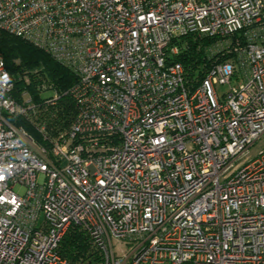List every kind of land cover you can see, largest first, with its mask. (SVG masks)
<instances>
[{"label": "built area", "instance_id": "2783aa9c", "mask_svg": "<svg viewBox=\"0 0 264 264\" xmlns=\"http://www.w3.org/2000/svg\"><path fill=\"white\" fill-rule=\"evenodd\" d=\"M0 31L75 78L34 99L0 56V264H82L71 228L100 264H264V0H0Z\"/></svg>", "mask_w": 264, "mask_h": 264}, {"label": "trees", "instance_id": "16d2710c", "mask_svg": "<svg viewBox=\"0 0 264 264\" xmlns=\"http://www.w3.org/2000/svg\"><path fill=\"white\" fill-rule=\"evenodd\" d=\"M187 49L176 58L188 71V77L200 76L201 67L206 62V53L193 38H184ZM181 42V43H182ZM203 42L202 47L207 45ZM0 56L5 62L6 69L14 76L15 90L26 89L34 99L38 98V87L44 81L59 91L71 85L75 78L64 67L57 64L49 54L7 33L0 31ZM195 70H198L195 72ZM28 79L25 83L24 78ZM73 106L67 99L60 100L55 106L48 107L43 116L48 119L47 127H68ZM29 130V128L27 127ZM59 255L70 262L82 264H100L101 255L96 251L88 236L78 228H71L58 247Z\"/></svg>", "mask_w": 264, "mask_h": 264}, {"label": "rangeland", "instance_id": "374dc122", "mask_svg": "<svg viewBox=\"0 0 264 264\" xmlns=\"http://www.w3.org/2000/svg\"><path fill=\"white\" fill-rule=\"evenodd\" d=\"M225 89H226V86L219 87L218 93L221 94L222 92L225 91ZM45 97H46V94L43 95V98H45ZM261 149H264V137H262L258 142L255 143V145L251 148L250 152L253 155ZM15 191H17V188L15 189ZM122 250H124L125 253L128 252L127 247L122 248ZM115 251H116V253L119 252L117 249Z\"/></svg>", "mask_w": 264, "mask_h": 264}]
</instances>
